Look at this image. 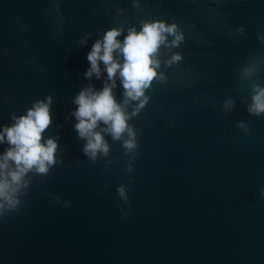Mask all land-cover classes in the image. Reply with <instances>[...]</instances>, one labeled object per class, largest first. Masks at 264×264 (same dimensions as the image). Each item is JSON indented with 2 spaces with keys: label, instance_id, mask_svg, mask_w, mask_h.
Here are the masks:
<instances>
[{
  "label": "water",
  "instance_id": "obj_1",
  "mask_svg": "<svg viewBox=\"0 0 264 264\" xmlns=\"http://www.w3.org/2000/svg\"><path fill=\"white\" fill-rule=\"evenodd\" d=\"M154 19L184 39L159 50L165 79L130 121L139 147L126 156L102 133L109 152L92 160L69 115L81 89L102 87L83 75L86 53L106 29ZM176 52L179 65H165ZM257 88L264 0H0V124L50 94L42 135L59 134L58 163L30 172L20 207L0 215V264H264V114L248 112ZM129 176L124 216L116 187Z\"/></svg>",
  "mask_w": 264,
  "mask_h": 264
},
{
  "label": "clouds",
  "instance_id": "obj_2",
  "mask_svg": "<svg viewBox=\"0 0 264 264\" xmlns=\"http://www.w3.org/2000/svg\"><path fill=\"white\" fill-rule=\"evenodd\" d=\"M183 39V32L176 23L154 19L142 20L138 27H110L92 43L85 57L89 66L83 75L85 79L101 80L102 87L96 89L90 84L81 89L72 99L75 108L69 112L76 121L73 130L85 141L81 149L85 156L95 160L98 153L108 154L109 145L102 133L111 134L113 141H121L126 156L134 153L139 142L130 121L149 101L146 90L154 81L165 79L164 73L159 71V50L161 46L178 48ZM80 44L86 41L81 40ZM180 61L181 56L176 52L164 63L179 65ZM117 79L123 89V100L119 102L114 93ZM132 101L137 103L129 112ZM52 104L50 94L37 97L19 114L10 112L8 122L0 124V145H5L0 152V215L14 213L20 207L30 172L47 174L58 163L59 134L55 138L42 135L53 122ZM248 112L257 117L264 114V88L254 90ZM238 127L247 130L243 122ZM126 172H133L132 165L127 166ZM133 181L134 177L129 176L127 184L116 187L124 205L118 211L124 216L130 212L129 191ZM258 195L264 198V186L258 189Z\"/></svg>",
  "mask_w": 264,
  "mask_h": 264
}]
</instances>
